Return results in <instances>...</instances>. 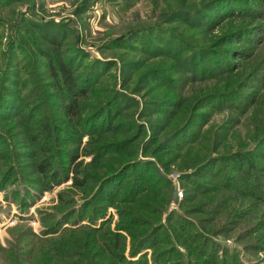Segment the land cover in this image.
I'll return each instance as SVG.
<instances>
[{
    "label": "rangeland",
    "instance_id": "obj_1",
    "mask_svg": "<svg viewBox=\"0 0 264 264\" xmlns=\"http://www.w3.org/2000/svg\"><path fill=\"white\" fill-rule=\"evenodd\" d=\"M49 56L90 92L78 121ZM0 92V264H35L40 240L89 247L92 228L121 234L127 264H264V0H0ZM70 157L80 187L62 172ZM133 199L164 208L165 227L132 257L150 234L118 229Z\"/></svg>",
    "mask_w": 264,
    "mask_h": 264
},
{
    "label": "trees",
    "instance_id": "obj_2",
    "mask_svg": "<svg viewBox=\"0 0 264 264\" xmlns=\"http://www.w3.org/2000/svg\"><path fill=\"white\" fill-rule=\"evenodd\" d=\"M58 36V35H57ZM46 37V36H44ZM54 42L51 43H56V47L58 48L60 46V44L57 42H55L54 39H52ZM48 61V69L50 71V75L52 78H54L57 83H59L57 85V88L60 90V92L65 93V95L67 96H71V101L65 105L64 107V111L66 113V116L68 117V121L72 122L74 119H76L78 121V114H79V110H80V104H78V100L80 98L84 99L87 97V95L90 93L87 89H78V84L77 81L75 80L74 74L71 72V70H69L63 63H61L60 60L54 61L50 58V56L47 58ZM94 94L92 93L91 95H93L94 97H97L100 95V91L99 88H95L92 89ZM91 90V91H92ZM1 93V92H0ZM8 96L4 94L3 98H0V113H2L3 109H5V106L8 105ZM117 98V96L115 95L112 100L110 101V103H113L115 101V99ZM107 101L101 103L100 105H98L96 112H94V117L92 119H101V118H105L104 115L107 114L106 112V106H107ZM118 119V116H116V118L114 119V122ZM95 120H93L94 122ZM96 123V121L94 122V124ZM77 129V128H76ZM98 130H102V128H98ZM50 128L48 129L47 126L44 128V133L46 134H50ZM131 141L130 142H125V145H129L132 144L135 140H137L136 138L130 137ZM5 144H7L6 142H4ZM3 144V143H2ZM98 146H101L98 145ZM91 147V148H89ZM97 147L95 146L91 140L85 145L84 148V152H90V154L92 153V151H94V148ZM57 148V146H56ZM55 146L53 147L52 152L55 151ZM102 154L99 156V160L102 158ZM238 156V154L236 153L235 155H233V158ZM54 158H58L57 156H55ZM51 158V159H54ZM74 158V157H73ZM73 158L70 157V161H69V165L67 167H64L62 172H64V175L66 176V179H68L69 174L68 173H73V177H72V181H73V186L74 187H80L81 185H84L85 182L81 179L78 178L79 176H81V162L77 163L76 160H73ZM96 157L94 158V161H96ZM234 162H237V160H235L234 158ZM233 162V163H234ZM51 163H48L47 160H42L40 162H38L37 168L39 173H47V170L51 167ZM250 165V164H249ZM130 166L128 164L123 165L118 171H116L114 173V175H111L109 177H107L104 181H100V189L101 187L105 186V184H109L113 181H115L117 179V177L119 175H121L123 172L126 174L129 170H131V168H129ZM251 168V165L248 166L246 173L248 174L249 169ZM61 170V169H60ZM53 171V170H52ZM251 174V173H250ZM61 176V174L57 173V171L52 172L49 177L50 178H59ZM63 176V174H62ZM65 180V179H64ZM160 180V178L158 179ZM135 187L134 182L131 184V187ZM130 187V188H131ZM257 191H259L260 189H262L264 191V186H257L255 187ZM159 189L160 188L159 186ZM135 190V188H134ZM149 193L153 194L155 192V190H157L156 188H154V190H152V188L149 189ZM163 191V190H161ZM158 192H155L153 194V196L158 195ZM165 195V194H163ZM95 196V195H94ZM58 198H59V203H65V200L68 198V195L66 193H59L58 194ZM94 200V197H91V200H89L88 202H86L85 206H89V203H91ZM68 202H70V200H68ZM138 203V204H137ZM147 200L146 199H141L140 201H136V200H131L130 201V205H135L136 204V208L129 211V216L131 217L129 222H126L125 224H121L118 229H121L123 231L128 232L131 235H135L134 233H138L136 230H130V228H127L126 225H132L133 227H135V229L139 230L142 227L144 228L142 230V233H149L148 235H145L144 237H141L140 240L137 242V244L131 249L130 252V256H134L137 253H139L140 250H142L143 248L146 247V241L150 235H152V237H154L155 235H158L159 232L161 230L164 229V225L161 224L159 215L161 217L163 210L161 211V209L164 208H160L159 212H156L158 214H147L146 211V215H144V210L142 207H145V210H147V208L149 207V205L146 204ZM140 208V209H139ZM72 211L69 212L68 214H66V216L64 217L65 221L66 219L68 220L69 217H71L74 213L75 210H73V208H71ZM123 211V210H122ZM138 211V212H137ZM125 213L127 212H123L121 214L125 215ZM142 215V216H141ZM170 215V214H169ZM148 228V230H147ZM133 231V232H132ZM149 231V232H148ZM92 232L95 234H93L91 236V238L93 239V243L89 246V247H83L82 244H75L74 246H69L67 244L66 238L62 237L59 241H44V240H40V241H36L34 242L35 246H40V256L41 258L35 261V264H106L112 261H120L121 263L124 261L125 264H127V262L125 261V259L123 258L122 254H120L119 249H121V239L122 236L120 233H103L101 231V229H95L92 228ZM56 233V232H53ZM58 233V232H57ZM79 233H84V232H79ZM141 235V234H139ZM136 239V237H135ZM100 241V243L97 242ZM146 242V243H145ZM77 247V248H76ZM86 248V249H85ZM25 249V248H23ZM77 249V250H75ZM25 252V251H24ZM25 254L20 252V250H13V252L11 253V257L14 261H18L21 259L22 256H24ZM155 257V255H154ZM123 262V263H124Z\"/></svg>",
    "mask_w": 264,
    "mask_h": 264
},
{
    "label": "water",
    "instance_id": "obj_3",
    "mask_svg": "<svg viewBox=\"0 0 264 264\" xmlns=\"http://www.w3.org/2000/svg\"><path fill=\"white\" fill-rule=\"evenodd\" d=\"M172 201L174 204H177L178 203V199H177V196H176V193L174 192L173 196H172Z\"/></svg>",
    "mask_w": 264,
    "mask_h": 264
},
{
    "label": "built area",
    "instance_id": "obj_4",
    "mask_svg": "<svg viewBox=\"0 0 264 264\" xmlns=\"http://www.w3.org/2000/svg\"><path fill=\"white\" fill-rule=\"evenodd\" d=\"M179 196H182V193L181 192H178Z\"/></svg>",
    "mask_w": 264,
    "mask_h": 264
}]
</instances>
